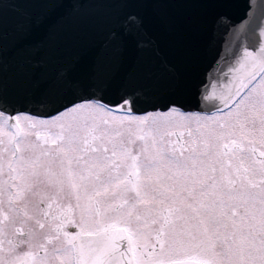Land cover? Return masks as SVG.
I'll return each mask as SVG.
<instances>
[{
  "label": "snow or ice",
  "instance_id": "obj_1",
  "mask_svg": "<svg viewBox=\"0 0 264 264\" xmlns=\"http://www.w3.org/2000/svg\"><path fill=\"white\" fill-rule=\"evenodd\" d=\"M127 21L143 30L127 16L117 52ZM172 87L97 64L34 75L10 101L0 71V264H264V42L200 81L199 111Z\"/></svg>",
  "mask_w": 264,
  "mask_h": 264
},
{
  "label": "water",
  "instance_id": "obj_2",
  "mask_svg": "<svg viewBox=\"0 0 264 264\" xmlns=\"http://www.w3.org/2000/svg\"><path fill=\"white\" fill-rule=\"evenodd\" d=\"M129 15L143 21V30L137 32L135 23L127 21L135 37L117 52L111 33ZM261 26L264 0H143L137 6L80 9H51L42 0H0V71L12 101L34 75L67 68L82 76L99 64L123 76L148 65L171 80L165 99L196 108L200 81L231 62L232 52L241 46L258 49L264 42ZM239 29L243 32L237 40L234 33Z\"/></svg>",
  "mask_w": 264,
  "mask_h": 264
},
{
  "label": "flooded vegetation",
  "instance_id": "obj_3",
  "mask_svg": "<svg viewBox=\"0 0 264 264\" xmlns=\"http://www.w3.org/2000/svg\"><path fill=\"white\" fill-rule=\"evenodd\" d=\"M232 59V58H231ZM194 111H197V110H194Z\"/></svg>",
  "mask_w": 264,
  "mask_h": 264
}]
</instances>
